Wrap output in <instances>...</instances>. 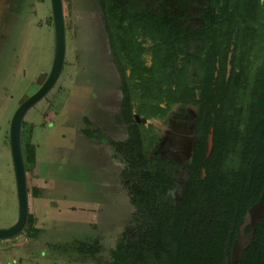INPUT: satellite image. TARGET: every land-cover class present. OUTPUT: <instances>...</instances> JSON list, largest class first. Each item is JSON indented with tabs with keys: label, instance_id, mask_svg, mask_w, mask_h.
<instances>
[{
	"label": "rangeland",
	"instance_id": "obj_1",
	"mask_svg": "<svg viewBox=\"0 0 264 264\" xmlns=\"http://www.w3.org/2000/svg\"><path fill=\"white\" fill-rule=\"evenodd\" d=\"M62 4L63 69L50 93L26 113L22 129L34 147V161L26 164L32 220L19 235L0 241V264L6 259L8 264H109L107 252L135 215L128 199L116 194L108 147L81 140L85 139L81 131L87 127L82 119H92L96 113L84 78L98 92L104 85L102 73H108L106 61H99L97 12L90 0H62ZM0 36L2 228L17 217L9 121L18 104L43 82L51 65L49 0H0ZM82 242L98 244L94 258L84 250L76 252Z\"/></svg>",
	"mask_w": 264,
	"mask_h": 264
},
{
	"label": "flooded vegetation",
	"instance_id": "obj_2",
	"mask_svg": "<svg viewBox=\"0 0 264 264\" xmlns=\"http://www.w3.org/2000/svg\"><path fill=\"white\" fill-rule=\"evenodd\" d=\"M90 1L97 12L98 58L106 61L108 73H102L104 85L98 92L84 78L96 113L82 119L87 127L81 140L108 147L116 194L135 209L117 247L128 231L133 235L148 222V215L138 211L136 190L157 187L155 173L164 177L158 185L173 210L184 202L186 189L191 185L195 190L198 184L192 181V169H198V180L204 179L205 168L195 161V153L204 137L207 160L214 139L206 156L212 126L205 128L200 107L237 71L232 65V15L234 8L252 0ZM257 1L263 8L264 0ZM250 232L247 226L245 233Z\"/></svg>",
	"mask_w": 264,
	"mask_h": 264
},
{
	"label": "trees",
	"instance_id": "obj_3",
	"mask_svg": "<svg viewBox=\"0 0 264 264\" xmlns=\"http://www.w3.org/2000/svg\"><path fill=\"white\" fill-rule=\"evenodd\" d=\"M232 26L236 29L232 65L237 71L233 70L231 84L222 85L200 107V117L206 121L205 128L212 126L214 139L207 160L203 159L204 137L195 153V161L205 168L204 179L198 180V169H192V181L198 184L195 190L191 185L186 189L178 210H173L158 185L164 178L161 174L155 173L157 187L151 191L138 187L136 205L143 216L148 215V222L133 235L128 231L107 252L109 264H264V217L242 259L232 263L230 258L239 223L264 186V7L252 0L248 6L234 8ZM22 129L27 170L34 161V147ZM27 189L29 197L28 179ZM31 220L28 213L24 230ZM97 245L82 242L76 252L84 250L94 258Z\"/></svg>",
	"mask_w": 264,
	"mask_h": 264
},
{
	"label": "water",
	"instance_id": "obj_4",
	"mask_svg": "<svg viewBox=\"0 0 264 264\" xmlns=\"http://www.w3.org/2000/svg\"><path fill=\"white\" fill-rule=\"evenodd\" d=\"M49 11L53 33V53L48 73L40 86L25 98L13 112L8 128V146L15 185L17 217L14 223L0 228V241L19 235L25 228L28 218V189L24 164L21 129L26 113L44 99L57 83L65 61V24L62 0H49ZM213 148L212 128H209L206 144V156ZM203 174V173H202ZM264 217V186L259 199L243 215L238 233L231 248V261L236 263L243 257V251L253 240V234L259 220ZM251 227L249 234L245 228Z\"/></svg>",
	"mask_w": 264,
	"mask_h": 264
},
{
	"label": "crops",
	"instance_id": "obj_5",
	"mask_svg": "<svg viewBox=\"0 0 264 264\" xmlns=\"http://www.w3.org/2000/svg\"><path fill=\"white\" fill-rule=\"evenodd\" d=\"M18 259H19V258H18ZM18 259H17V260H18ZM8 263H9V262L7 261V259L4 260V264H8Z\"/></svg>",
	"mask_w": 264,
	"mask_h": 264
}]
</instances>
